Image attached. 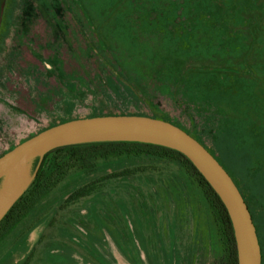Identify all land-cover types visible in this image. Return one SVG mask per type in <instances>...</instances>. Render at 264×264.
I'll return each mask as SVG.
<instances>
[{"label":"rangeland","instance_id":"374dc122","mask_svg":"<svg viewBox=\"0 0 264 264\" xmlns=\"http://www.w3.org/2000/svg\"><path fill=\"white\" fill-rule=\"evenodd\" d=\"M0 15V155L68 118L140 114L174 122L230 171L264 253V0H4ZM85 14V15H84ZM63 185L0 242V264H220L208 203L178 164L114 180L60 213ZM34 160L18 179L26 187ZM4 180L0 183V189Z\"/></svg>","mask_w":264,"mask_h":264},{"label":"trees","instance_id":"16d2710c","mask_svg":"<svg viewBox=\"0 0 264 264\" xmlns=\"http://www.w3.org/2000/svg\"><path fill=\"white\" fill-rule=\"evenodd\" d=\"M3 4L4 0H0V15L1 9H3ZM69 119L70 118L66 120ZM54 125L56 124H51L50 126ZM174 125L178 126L177 124ZM188 133L191 134V132ZM193 138L202 143L196 137ZM204 146L208 149L206 145ZM208 151L210 150L208 149ZM211 153L218 160L213 152ZM134 157H154L158 161L157 163L155 161L145 165H135L133 167L118 169L105 175L102 174L92 181L80 185L72 190L66 195L63 201L60 202L55 214L51 219H49L46 226L43 228L41 236L38 237L37 245H41L46 240V237L51 230L54 231L60 226H67V223L64 221V219L59 218L60 213H64L67 209L69 210L76 203L83 199L92 198L98 192L103 191L110 182L128 176L135 177L148 173H158L159 171L166 169L168 166H174L175 164H178L180 170L184 173V176L189 179L193 185L199 187L208 203L209 214L214 226L217 229L220 239L219 243L222 248L220 264H238L237 248L235 244L236 240L231 226L232 223L221 199L213 191V188L208 184L207 180L198 172L197 168L187 157L172 148L151 143L101 141L91 143L84 142L72 145L67 144L47 151L42 157H37L34 160V174L31 182L28 184L20 198L13 203L6 215L0 220V242L7 236H10L14 230L19 228L26 220L31 217L32 213L36 212L41 207V205L47 202L48 199L51 198L63 185L69 183L77 175L82 173H85L86 175L90 174L95 168L99 167L103 163L106 164L114 160H123ZM226 172L234 180L242 194L241 187L238 185L230 171ZM244 200L247 203L248 209L251 213L248 202L245 198ZM251 216L253 218L252 213ZM253 221L256 227L254 218ZM256 231L259 238L257 227ZM260 242L261 241L259 238V245L262 253L261 264H264V253ZM35 250L36 247L31 248L29 254L25 256L20 264H29V261Z\"/></svg>","mask_w":264,"mask_h":264},{"label":"water","instance_id":"95a60500","mask_svg":"<svg viewBox=\"0 0 264 264\" xmlns=\"http://www.w3.org/2000/svg\"><path fill=\"white\" fill-rule=\"evenodd\" d=\"M139 142L172 148L187 157L224 204L235 236L238 264H261L255 223L238 186L225 167L190 133L166 120L140 114L98 115L66 120L29 136L0 156V220L23 189L24 166L63 145L91 142Z\"/></svg>","mask_w":264,"mask_h":264}]
</instances>
